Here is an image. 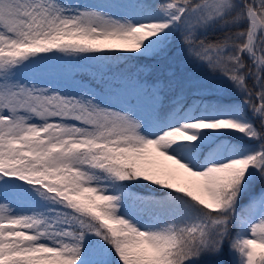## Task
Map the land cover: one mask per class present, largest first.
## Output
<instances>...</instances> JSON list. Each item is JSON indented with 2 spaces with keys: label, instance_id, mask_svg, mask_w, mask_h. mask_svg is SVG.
<instances>
[{
  "label": "snow or ice",
  "instance_id": "snow-or-ice-1",
  "mask_svg": "<svg viewBox=\"0 0 264 264\" xmlns=\"http://www.w3.org/2000/svg\"><path fill=\"white\" fill-rule=\"evenodd\" d=\"M0 264H264V0H0Z\"/></svg>",
  "mask_w": 264,
  "mask_h": 264
}]
</instances>
